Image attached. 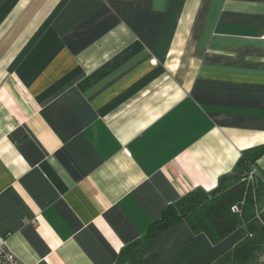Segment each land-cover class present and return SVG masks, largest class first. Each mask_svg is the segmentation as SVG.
Segmentation results:
<instances>
[{
	"label": "crops",
	"instance_id": "crops-1",
	"mask_svg": "<svg viewBox=\"0 0 264 264\" xmlns=\"http://www.w3.org/2000/svg\"><path fill=\"white\" fill-rule=\"evenodd\" d=\"M262 146L264 0H0V236L20 264H210L243 225L149 227Z\"/></svg>",
	"mask_w": 264,
	"mask_h": 264
},
{
	"label": "trees",
	"instance_id": "trees-1",
	"mask_svg": "<svg viewBox=\"0 0 264 264\" xmlns=\"http://www.w3.org/2000/svg\"><path fill=\"white\" fill-rule=\"evenodd\" d=\"M262 155L264 146L246 152L214 190L198 188L165 207L148 233L185 221L194 233L217 243L243 225L247 236L210 264H264V174L255 165Z\"/></svg>",
	"mask_w": 264,
	"mask_h": 264
},
{
	"label": "built area",
	"instance_id": "built-area-1",
	"mask_svg": "<svg viewBox=\"0 0 264 264\" xmlns=\"http://www.w3.org/2000/svg\"><path fill=\"white\" fill-rule=\"evenodd\" d=\"M231 211L238 212L237 207H232ZM0 264H20L18 259L7 249L4 237L0 236Z\"/></svg>",
	"mask_w": 264,
	"mask_h": 264
}]
</instances>
